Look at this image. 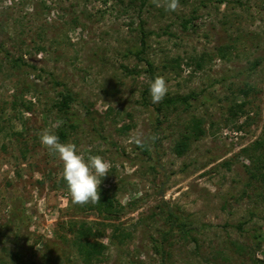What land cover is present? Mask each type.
Here are the masks:
<instances>
[{
    "label": "rangeland",
    "instance_id": "obj_1",
    "mask_svg": "<svg viewBox=\"0 0 264 264\" xmlns=\"http://www.w3.org/2000/svg\"><path fill=\"white\" fill-rule=\"evenodd\" d=\"M141 3L0 0V264H84L80 223L102 233L92 264H264V0ZM145 60L190 104L157 112ZM64 89L80 119L64 143L110 162L111 215L71 204L40 143ZM193 118L205 134L177 157Z\"/></svg>",
    "mask_w": 264,
    "mask_h": 264
},
{
    "label": "trees",
    "instance_id": "obj_2",
    "mask_svg": "<svg viewBox=\"0 0 264 264\" xmlns=\"http://www.w3.org/2000/svg\"><path fill=\"white\" fill-rule=\"evenodd\" d=\"M145 3V0H142V4ZM195 19L194 16H191L188 19H184L181 21V26L183 29H186L190 24H192L193 20ZM139 32L141 35L140 43L143 46L136 55L139 57L144 53V46L146 44V37L150 32H146L143 25H139ZM149 74L151 75V80L153 81L156 78V75L154 73V66L153 63H151L148 60H145ZM243 94H247L246 91H241ZM144 94H149V87L144 92ZM191 96H183V97H175V98H165L162 102H160L158 105L154 104L155 110L157 112L162 111L163 109H167L170 106H175L177 103H181L183 105L190 104L189 100H191ZM75 97L73 96V93L69 90H62L59 92L58 100L53 103L52 109L54 112H56L59 119L62 120L60 126L56 129L55 135H57L60 139L61 143H64L67 138L70 135V132L75 131L78 126H80V119L76 116V113H74L71 109V105L75 102ZM143 101L145 104H147L148 99L143 97ZM243 105H235V109L238 111L242 110ZM237 115L236 112H233L232 117H235ZM203 121L201 119H191L190 122L186 126V133H184L180 139L174 144L172 151L175 156L182 157L184 156L188 150L189 145L191 141H198L204 134L205 131L203 130ZM255 145H260L258 141L254 143ZM249 149L245 148L242 150V152L247 153ZM62 186L66 189V184L64 180H62ZM83 208H89L94 209L98 211L99 214L105 213L106 215H111L114 212H118L115 210L113 205V199L109 197H105L103 195H100V203L97 204H87L85 206H82ZM174 226V224H172ZM182 227L180 224L176 225ZM70 227L72 228V224L70 223ZM69 227V228H70ZM72 230V229H71ZM77 236L74 240V246L77 250L78 256L81 258L82 262L84 264H92L95 260L97 261V258L102 254V251L104 250V245L97 243V242H91L90 238L95 237H101L102 233L97 229L96 231H92V229L87 228L84 223H80L77 227ZM166 234V233H165Z\"/></svg>",
    "mask_w": 264,
    "mask_h": 264
},
{
    "label": "clouds",
    "instance_id": "obj_3",
    "mask_svg": "<svg viewBox=\"0 0 264 264\" xmlns=\"http://www.w3.org/2000/svg\"><path fill=\"white\" fill-rule=\"evenodd\" d=\"M156 7L174 12L181 7L179 0H151ZM168 92V85L162 76H157L149 86L152 102L160 103ZM40 143L50 154L62 163V179L73 205L85 206L100 203V185L108 176L111 165L100 155L85 158L72 143H61L57 135L44 130L39 134Z\"/></svg>",
    "mask_w": 264,
    "mask_h": 264
},
{
    "label": "built area",
    "instance_id": "obj_4",
    "mask_svg": "<svg viewBox=\"0 0 264 264\" xmlns=\"http://www.w3.org/2000/svg\"><path fill=\"white\" fill-rule=\"evenodd\" d=\"M222 136H223V137H224V136L226 137V136H227V135H226V132H223V133H222Z\"/></svg>",
    "mask_w": 264,
    "mask_h": 264
}]
</instances>
